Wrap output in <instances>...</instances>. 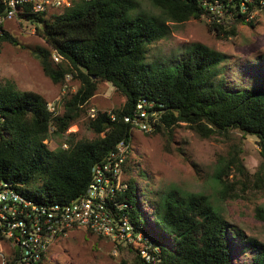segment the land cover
<instances>
[{
    "label": "trees",
    "instance_id": "trees-1",
    "mask_svg": "<svg viewBox=\"0 0 264 264\" xmlns=\"http://www.w3.org/2000/svg\"><path fill=\"white\" fill-rule=\"evenodd\" d=\"M150 1L160 10V18L137 11L131 14L136 8L132 0H80L49 17L47 11L33 12L28 4L17 15L35 23L46 43L34 50L44 75L59 83L71 74L80 86L64 98L61 114H53L42 95L18 90L10 80L0 81V181L34 202L66 203L77 198L90 182L95 163L104 160L120 141L130 150L133 130L124 117L131 116L137 102L145 99L160 112L152 133L170 138L173 127L183 122L203 138L233 130L255 136L261 161L253 175L249 176L243 163L241 146L232 144L226 163L220 162L218 181L229 193L235 183L243 191L264 186V76L254 87L228 89L220 77L226 56L199 43L174 58L171 67L155 69L145 63L151 44L169 33L167 22L206 16L211 18L209 29L227 37L235 31L227 29L224 18L252 25L246 19L260 0ZM213 5L220 14L210 10ZM4 10L0 0V17ZM4 41L17 44L2 25L0 44ZM53 52L61 56L56 66L51 63ZM103 82L125 97L122 106L95 109V116H88L92 139L74 141L75 133H70L66 148L60 144L50 150L45 142L49 135L64 133L85 112ZM129 153L123 165L128 188L115 200L126 203L121 213L150 245L145 248L149 261L141 257L142 243L127 245L135 264H235L236 246L249 255L247 264H264V243L216 214L205 196L184 198L175 192L160 196L147 184L139 189L131 174L134 163ZM139 173L144 174L143 170ZM143 204L150 209L149 216ZM15 261L4 258V264Z\"/></svg>",
    "mask_w": 264,
    "mask_h": 264
},
{
    "label": "rangeland",
    "instance_id": "rangeland-1",
    "mask_svg": "<svg viewBox=\"0 0 264 264\" xmlns=\"http://www.w3.org/2000/svg\"><path fill=\"white\" fill-rule=\"evenodd\" d=\"M76 1L80 0H71V4ZM132 1L136 8L131 14L137 11L161 17L160 10L150 0ZM64 10L63 7L49 10L46 17L60 14ZM210 19L201 16L182 23L167 22L169 33L151 44L145 63L155 69L169 67L173 65L174 58L188 51L190 45L199 43L226 56L224 70L220 67V77L224 78V85L228 89L258 85L264 76V10L255 9L250 13L246 22L252 21V25L234 23L231 17L224 18L227 29L234 28L235 31V35L227 37L209 29ZM35 25L18 18L3 22V28L17 44L7 41L0 44V81L10 80L18 90L34 91L42 95L48 106L55 107L57 114H61L64 98L74 94L80 82L71 74H67L59 83H54L44 75L34 50L46 47V43L35 30ZM51 60L53 66L60 61ZM124 101L125 97L110 83H100L95 94L88 100L85 112L64 133L58 136L50 134L45 141L47 147L52 150L64 144L70 133H75L74 141L92 139L94 134L87 127L88 110L94 108L109 111L122 106ZM232 144L241 146L243 163L249 176H252L261 161L257 138L253 135L244 136L233 130L227 135L215 133L203 138L183 122L173 127L170 138L152 131L133 130L129 150L134 163L131 174L137 178L139 189L147 184L160 196L168 192H175L184 198L191 195L205 196L216 214L241 229L246 236L264 243V186L243 191L241 184L235 183L233 192L229 193V190L224 191L218 181L220 162L226 163ZM139 170H143L144 174L140 175ZM142 208L145 215L149 216L147 205L143 204ZM129 244L136 247L139 243L135 240L128 244H116L112 239L75 228L49 246L44 264H135L133 252L126 248ZM235 251V264H247L250 261L249 255L240 252L238 246ZM0 253V264H4L3 258L7 256Z\"/></svg>",
    "mask_w": 264,
    "mask_h": 264
},
{
    "label": "built area",
    "instance_id": "built-area-1",
    "mask_svg": "<svg viewBox=\"0 0 264 264\" xmlns=\"http://www.w3.org/2000/svg\"><path fill=\"white\" fill-rule=\"evenodd\" d=\"M1 1L5 4V10L0 17V33L3 22L17 18L28 4L36 13L71 5V0ZM258 5L256 10H264V0H260ZM210 10L221 13L217 5L211 6ZM52 58L57 62L61 56L53 52ZM47 107L57 114L55 107L48 104ZM153 107L154 102L146 104L145 99L139 100L136 109L131 116H125L124 121L131 125L132 130L150 132L160 116L159 110ZM95 114V109L91 108L89 116L93 118ZM62 147L66 148L67 145L62 144ZM128 147L127 143L120 141L104 160L95 163L91 167V179L85 191L66 203L34 202L10 183L0 181V251L16 260L15 264H40L43 259L47 260V249L57 238L81 228L112 239L116 244L136 240L143 246L140 249L141 257L149 261L150 256L145 248L150 245L121 213L126 203L115 200L117 194L128 188L123 171Z\"/></svg>",
    "mask_w": 264,
    "mask_h": 264
}]
</instances>
